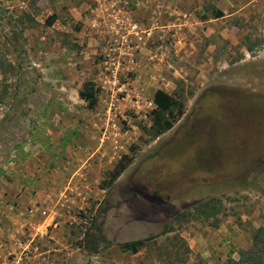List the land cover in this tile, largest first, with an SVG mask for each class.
<instances>
[{"label":"rangeland","instance_id":"374dc122","mask_svg":"<svg viewBox=\"0 0 264 264\" xmlns=\"http://www.w3.org/2000/svg\"><path fill=\"white\" fill-rule=\"evenodd\" d=\"M261 226L264 0H0V264H242Z\"/></svg>","mask_w":264,"mask_h":264},{"label":"trees","instance_id":"16d2710c","mask_svg":"<svg viewBox=\"0 0 264 264\" xmlns=\"http://www.w3.org/2000/svg\"><path fill=\"white\" fill-rule=\"evenodd\" d=\"M223 12H218V16H223ZM57 19L56 15H51L48 18L49 25H52ZM83 97L88 99L92 105L96 104V92L93 88H87L82 94ZM154 102L156 108L153 110L151 117L152 124L150 126H143L144 134L148 138H144L145 143L158 138L160 135L165 133L174 127V124L180 120L185 113V104L181 97L169 94L164 90H158L154 96ZM138 146H133L131 154H125L121 157L115 167L108 172L107 178L103 181L105 187L114 185L115 181L123 174V172L133 163L135 153ZM214 204H200L197 207V213L206 215L215 214L216 211L213 209ZM146 239H140L132 242H127L122 246L126 250L133 252L139 251L143 248ZM264 226L257 229L253 238V247L248 252H242L243 263L242 264H264ZM228 264H238L235 260L231 259L227 262Z\"/></svg>","mask_w":264,"mask_h":264}]
</instances>
